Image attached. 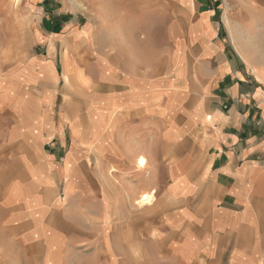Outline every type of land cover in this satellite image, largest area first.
Returning a JSON list of instances; mask_svg holds the SVG:
<instances>
[{"label":"crops","instance_id":"0c3cea01","mask_svg":"<svg viewBox=\"0 0 264 264\" xmlns=\"http://www.w3.org/2000/svg\"><path fill=\"white\" fill-rule=\"evenodd\" d=\"M223 1H20L31 51L6 59L0 39V250L264 264V80Z\"/></svg>","mask_w":264,"mask_h":264},{"label":"rangeland","instance_id":"374dc122","mask_svg":"<svg viewBox=\"0 0 264 264\" xmlns=\"http://www.w3.org/2000/svg\"><path fill=\"white\" fill-rule=\"evenodd\" d=\"M20 1L21 0L16 3L18 6L13 8V13L18 10V14L15 15V13H12L8 15V18L3 16L0 17V27L4 28V34L0 35V39H2L4 43V55L6 59H10L13 55L15 56V54L18 53L20 57H23L28 55L31 51L29 42L26 40L24 34L25 27L29 24H26V22L23 21V16H21V9L24 4ZM233 1L230 2V4L229 0L223 1V3H225L223 5V11L226 10V12H229L230 18L227 19V23L230 32H232L231 35L233 39L234 36H236L239 45L245 48V50L243 49L244 52L240 53L247 65L253 69L261 80H264V0ZM11 6H13V4H11ZM234 12H239V14L234 15ZM0 13L2 14L1 11ZM33 15L36 16V19H39L37 18L38 13H34ZM238 16H242V18ZM242 21H246L249 24L243 28ZM235 45L237 44L235 43ZM71 77H68V80L65 81V84L62 83L59 89L64 88L67 90L68 97L74 104L76 101V91L82 89V83L78 82L75 77ZM84 86H86V84H84ZM85 89L87 90V88ZM78 133V130H73L74 135ZM35 247L37 251H35L34 254H37V256L31 259V257H27L26 252L24 253L20 247L18 248V244L4 243L3 250H0V264H43V256L40 251H38L41 248L39 244H36ZM1 251H3V254H1ZM69 264L75 263L70 262Z\"/></svg>","mask_w":264,"mask_h":264},{"label":"bare ground","instance_id":"6f19581e","mask_svg":"<svg viewBox=\"0 0 264 264\" xmlns=\"http://www.w3.org/2000/svg\"><path fill=\"white\" fill-rule=\"evenodd\" d=\"M234 41H235V43L237 44L236 46H237V48L239 49V51H240V52H244L245 48H244V47L242 48V46L239 45V42H238V39H237L236 36H234ZM243 49H244V50H243ZM207 118H208V117H207ZM209 118H210V117H209ZM136 164H137V167L139 168V170L145 168L146 161H145L144 157H143V156H139V157L137 158V162H136ZM113 170H114V169H113ZM111 172H113V171H111ZM152 200H153V195H152L151 193H143V194L139 197V199L137 200L136 203H137L138 205L149 204V203L152 202ZM134 204H135V202H134ZM139 208H140V207H139Z\"/></svg>","mask_w":264,"mask_h":264}]
</instances>
